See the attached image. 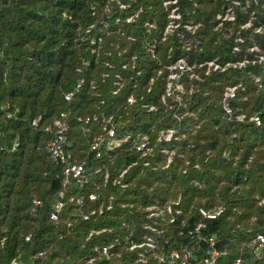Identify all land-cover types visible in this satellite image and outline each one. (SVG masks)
<instances>
[{
  "label": "trees",
  "instance_id": "obj_1",
  "mask_svg": "<svg viewBox=\"0 0 264 264\" xmlns=\"http://www.w3.org/2000/svg\"><path fill=\"white\" fill-rule=\"evenodd\" d=\"M121 1L124 9L107 0H0V264H21L22 253L31 264H168L169 251L185 245L199 260L211 235L216 264L239 257L241 264H264L255 240L264 235V60L249 50L255 42L264 57V0H239L233 19L219 26L220 0H176L179 26L165 34L164 0ZM130 14L133 21L114 22ZM152 41L154 56L145 48ZM178 59L194 74L180 77L183 92L167 95V66ZM242 60L239 68L206 72V61ZM237 84L227 115L223 92ZM61 112L70 116L65 152L101 169L85 184L66 186L53 221L63 164L48 150L45 127ZM255 114L259 125L250 120ZM92 115L97 120L88 124L77 120ZM101 118H110L123 139L95 160L89 145L108 127ZM169 129L164 141L160 131ZM142 135L149 140L144 153L133 147ZM176 199L174 222L165 213L149 216V207ZM218 207L224 210L214 219L199 212ZM148 238L155 249L144 252ZM128 240L139 247L128 249ZM108 244L106 254L94 250Z\"/></svg>",
  "mask_w": 264,
  "mask_h": 264
},
{
  "label": "built area",
  "instance_id": "obj_2",
  "mask_svg": "<svg viewBox=\"0 0 264 264\" xmlns=\"http://www.w3.org/2000/svg\"><path fill=\"white\" fill-rule=\"evenodd\" d=\"M108 2H114L116 6L120 9H124L125 3H123L121 0H107ZM163 6L165 7V10L168 12V24L165 27L164 34L171 32L174 28L179 26V22L177 20L180 19V14L178 13V8L176 6V0H164ZM141 10V8H139ZM135 15H127L123 19L122 17H115L114 22L120 23L122 20L126 23H129L133 21ZM225 19L232 20V15L225 16ZM106 26L107 24L104 23ZM186 29H190L191 25H185ZM146 51H148L152 56H154V50H155V41H152L151 43H146ZM246 61H237L235 63L226 62L223 66H220L218 63L214 61H206V72H208L210 69L212 70H224L226 67L232 66V67H241L244 65ZM86 65V62L84 63ZM168 68V75L167 78L169 81L167 82V88H166V94L171 95L174 91L183 92V85L180 82V77L187 73L189 77H193V71L192 67L189 66L183 59H178L176 62L172 63L171 65L167 66ZM77 71H80V68L77 69ZM84 84V78H80L73 88L67 92L64 93L63 99L65 101H70L74 98L75 94L81 89V87ZM237 85H231L227 86L223 92V96L221 99V107L225 111L227 115L232 114V107L230 106L229 102L236 97L237 94ZM176 99H179L178 95H175ZM128 101H131V98H127ZM237 119L242 121L244 119V115L240 114L237 116ZM40 120V116L36 117L32 120L31 124L33 126H36L37 123ZM77 120L83 122V124H88L90 121L97 120L96 115L92 116H86V117H77ZM102 122H105V124H108V127L106 125L103 126V130L105 131V134L102 136L95 137L90 145L89 150L93 152L94 159L100 160L103 159L105 156H107L109 150L113 148V145L116 144L117 140L123 139V135L121 134V130L110 120V118L104 119L101 118ZM250 120L255 124H260V118L258 115H252L250 117ZM70 129V116L68 113L61 112L57 118L53 120L51 124H48L45 127V131L52 134V139L48 143V150L51 154V156L63 164V180H62V188L58 192V199L54 202V204L51 207V211L49 214V217L53 221L58 220V216L64 206L65 202V191L66 186L70 183H74L78 185H82L88 182L87 176L91 173H98L101 169L100 166H86L83 161H78L71 157L70 154L66 153L64 150V146L66 145V132ZM85 131L88 132L89 128L86 127ZM173 130L169 129L167 131H160L161 138L164 141H168L172 136ZM169 136L168 139L165 137ZM128 136H125L126 138ZM164 137V138H163ZM133 147H135L136 150L144 152L149 151V140L146 135H142L134 142ZM127 169L122 170L119 174V178H123L126 174ZM106 177V176H105ZM123 186V185H121ZM95 196L93 194L89 195V199H94ZM69 200H73L72 198H69ZM35 204H40L38 200H34ZM149 209V216L158 217L160 215H163L164 213L169 217L168 221L170 223L174 222L175 216L177 214H180V208H179V199H176L174 201H171L169 204H167L165 207L155 205L148 208ZM223 207H218L215 210H207V209H199L200 214L207 219H214L217 216H219L223 212ZM83 218H86V216H83ZM200 225L197 226L196 230L199 228ZM151 230L157 232L158 237L161 232L157 231L154 227L148 226ZM198 236V235H197ZM28 239V237H26ZM154 239L155 238H148L144 245L146 246L147 251H153L155 249L154 245ZM255 240L257 241V249H261L264 247V235L257 234L255 236ZM111 244H108L107 246H95L94 250L99 254H106L108 248H110ZM128 249H133L135 247H139V245L135 244L133 241L128 240V243L126 244ZM144 252L138 253V258L142 262L144 260ZM219 256V252L215 247V236L211 235L207 238V248L205 250V253L201 259H197V257L194 256L188 245H185L179 249H172L169 251V253L166 256V261L168 264H216L217 258ZM161 259V257H160ZM242 260L241 258H236L232 264H241Z\"/></svg>",
  "mask_w": 264,
  "mask_h": 264
},
{
  "label": "rangeland",
  "instance_id": "obj_3",
  "mask_svg": "<svg viewBox=\"0 0 264 264\" xmlns=\"http://www.w3.org/2000/svg\"><path fill=\"white\" fill-rule=\"evenodd\" d=\"M221 1V8H223L224 10H222L223 11V13H221V14H218V16L217 17H219L220 15H221V21L218 23V26L220 25V24H222V22H223V20L225 19V16H227V15H232V16H234L235 15V11L234 10H236V7L235 6H238L239 4H240V1L239 0H220ZM263 6H264V3H263ZM239 9H242L243 10V6H241ZM250 19H248V21L246 22V24L244 25V26H246L247 28L249 27V23H251L250 21H249ZM251 25V24H250ZM256 29H255V31H260V32H262L263 31V29H262V26L260 25V26H257V27H255ZM231 31L230 32H232V29H230ZM239 42H240V40L242 41V38L240 37V36H238V34H237V38H236ZM249 50H254L255 52H256V55L258 56V59L259 60H264V57H263V54H262V52L261 51H259V49H258V47L256 46V44H255V42H252V45H251V47L249 48ZM255 81H258L257 80V78H256V80ZM259 83H258V87H259ZM168 137L169 136H166L165 138L166 139H168ZM164 138V137H163ZM164 151V154H166V149H164L163 150Z\"/></svg>",
  "mask_w": 264,
  "mask_h": 264
},
{
  "label": "water",
  "instance_id": "obj_4",
  "mask_svg": "<svg viewBox=\"0 0 264 264\" xmlns=\"http://www.w3.org/2000/svg\"><path fill=\"white\" fill-rule=\"evenodd\" d=\"M75 185H77V184H75ZM19 260H20L21 264H31L32 263L31 257L27 253L20 254Z\"/></svg>",
  "mask_w": 264,
  "mask_h": 264
}]
</instances>
